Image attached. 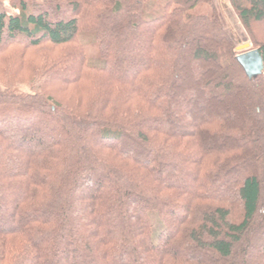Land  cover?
<instances>
[{
    "label": "trees",
    "instance_id": "16d2710c",
    "mask_svg": "<svg viewBox=\"0 0 264 264\" xmlns=\"http://www.w3.org/2000/svg\"><path fill=\"white\" fill-rule=\"evenodd\" d=\"M228 1L264 65V0ZM16 10L0 7V264H264V71L247 79L215 1Z\"/></svg>",
    "mask_w": 264,
    "mask_h": 264
},
{
    "label": "rangeland",
    "instance_id": "374dc122",
    "mask_svg": "<svg viewBox=\"0 0 264 264\" xmlns=\"http://www.w3.org/2000/svg\"><path fill=\"white\" fill-rule=\"evenodd\" d=\"M214 1L217 4L220 13L223 16L227 29L231 34L236 46L239 47L244 44H249L250 45L249 49H255L251 44V42L249 41L248 37L246 36L245 32L242 31L241 26L239 25L234 13L230 8L229 1L228 0H214ZM17 2L18 0H0V7L3 10H5L7 14L16 15ZM208 11H209L208 7L205 5H200L196 8V13H204V12L207 13ZM261 31L262 30L260 27L257 30H255V32H257L255 38L260 35ZM237 53L239 54L240 52ZM20 89L25 92H28L26 88H20Z\"/></svg>",
    "mask_w": 264,
    "mask_h": 264
},
{
    "label": "water",
    "instance_id": "95a60500",
    "mask_svg": "<svg viewBox=\"0 0 264 264\" xmlns=\"http://www.w3.org/2000/svg\"><path fill=\"white\" fill-rule=\"evenodd\" d=\"M249 48V44L237 47L236 52L240 53L236 56V61L242 68L247 79L253 80L263 73L264 65L259 51L257 49Z\"/></svg>",
    "mask_w": 264,
    "mask_h": 264
}]
</instances>
